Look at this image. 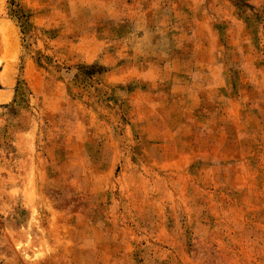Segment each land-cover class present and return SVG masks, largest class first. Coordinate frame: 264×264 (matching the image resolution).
<instances>
[{
    "label": "rangeland",
    "instance_id": "374dc122",
    "mask_svg": "<svg viewBox=\"0 0 264 264\" xmlns=\"http://www.w3.org/2000/svg\"><path fill=\"white\" fill-rule=\"evenodd\" d=\"M0 264H264V0H0Z\"/></svg>",
    "mask_w": 264,
    "mask_h": 264
}]
</instances>
